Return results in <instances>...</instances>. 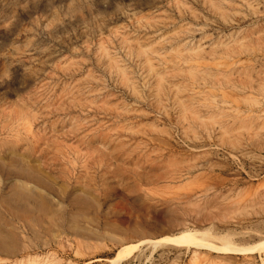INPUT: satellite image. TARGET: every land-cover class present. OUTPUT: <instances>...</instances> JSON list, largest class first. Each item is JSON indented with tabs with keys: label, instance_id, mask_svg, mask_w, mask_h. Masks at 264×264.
<instances>
[{
	"label": "rangeland",
	"instance_id": "obj_1",
	"mask_svg": "<svg viewBox=\"0 0 264 264\" xmlns=\"http://www.w3.org/2000/svg\"><path fill=\"white\" fill-rule=\"evenodd\" d=\"M0 264H264V0H0Z\"/></svg>",
	"mask_w": 264,
	"mask_h": 264
},
{
	"label": "bare ground",
	"instance_id": "obj_2",
	"mask_svg": "<svg viewBox=\"0 0 264 264\" xmlns=\"http://www.w3.org/2000/svg\"><path fill=\"white\" fill-rule=\"evenodd\" d=\"M211 236L207 233L203 232H197V233H187L180 237L175 238H164L158 242H155L156 248H160L161 246L167 245V244H174V243H180L181 241H185L187 243H191L197 246H206V240H211ZM223 243H227L226 241H222ZM33 261V260H32Z\"/></svg>",
	"mask_w": 264,
	"mask_h": 264
}]
</instances>
